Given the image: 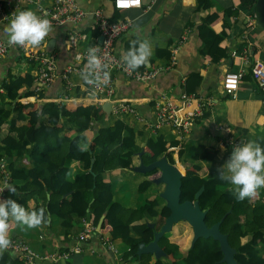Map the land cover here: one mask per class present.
Returning a JSON list of instances; mask_svg holds the SVG:
<instances>
[{
  "label": "crops",
  "instance_id": "1",
  "mask_svg": "<svg viewBox=\"0 0 264 264\" xmlns=\"http://www.w3.org/2000/svg\"><path fill=\"white\" fill-rule=\"evenodd\" d=\"M6 1L5 11L8 15H12L15 11L31 10L41 17L39 6L45 8L53 6V0H34L33 3L25 0ZM205 1L206 3L202 5V0H142L140 8L119 13L114 8V0H77L80 8L88 15L77 25L70 23L61 27H52V31L38 47L48 51L56 61L55 81L44 91H36L41 93L43 98L23 97L25 95L23 93L21 96L23 98L19 101L24 104H37L40 107L48 102H75L84 106H103L104 121L94 124L93 130H99L104 124L114 125L117 120H123L136 131L138 145L144 146L148 139L159 137H163L170 143L175 142L177 146L168 151L174 160V165L180 170L183 169L181 172L185 175L189 167L198 165L201 167L199 174L207 178L210 169L217 171L228 160L231 155L230 151H233V141L243 143L255 141L264 147V92L252 75L254 64L257 62L264 64V30L257 22L256 4L250 7L244 5L241 0ZM96 9H103L111 20L129 19L133 22L131 29L116 45L118 55L123 57L132 41L147 39L151 46V56L148 62L140 68H170L156 79L142 82L128 79L121 73L114 72L115 96L111 101L101 105L86 88L81 74H72L69 83L61 76L66 67L79 64L77 55L91 46V42H86L81 45V50L70 48L67 44L70 33L77 29L87 34L90 41L95 37V33H98L94 28L93 12ZM10 19L11 17L8 21H4L0 14V38L3 40H7L2 33ZM249 19H253L254 22ZM203 25H209L218 34L222 32L226 34V39L221 45L227 49L226 57L214 61L210 56L203 55L206 49L200 32ZM239 73H243L244 76L240 80L236 96L232 97L224 90V78L227 74ZM21 74L28 75L34 80L31 88L26 84L23 85L27 89L25 92L35 90L38 66L29 61L22 51L12 48L6 56L0 59V94H8L2 86L9 81L10 76ZM193 94L204 99L205 106L203 116L193 121L189 134L184 136L181 131L171 125L153 127L157 121L155 108L157 100L165 97L166 101H170L171 104H178L184 96ZM119 102L129 103L135 108V112L129 114L116 111L115 107ZM105 105L109 107L105 108ZM13 119L14 115L10 120ZM9 122L3 127L2 138L9 133ZM27 122V119L18 120L17 126H23ZM90 145L91 143L86 145L81 142L85 150H89ZM200 150L204 154L207 151L208 156L206 157L210 154L213 158L209 157L210 160H208L203 156L201 160H196V154ZM137 158L134 159L136 167L140 165ZM2 160L0 163L5 164L7 171L11 165L16 168H32L27 162H16L14 158L7 156ZM71 168V177L74 178L78 173L85 172V163L74 160ZM134 168L116 169L107 173L111 174L107 177L114 184L112 201L120 203L127 213L141 205L133 204L125 207L118 200L120 198L118 190L121 188L117 178L124 176L127 171L136 173ZM2 175L3 169L0 168V190L5 189L0 193L4 197L0 196V199L6 200V194L9 192L6 189L7 186L15 187L20 185V181L11 180L9 184H6ZM145 175L142 181L136 184L139 191L144 181L160 176V174L155 177ZM162 186L164 191L165 187ZM152 187L143 193L150 192ZM154 189L157 191L156 188ZM163 191H158V193ZM151 194L154 193L151 192ZM152 195L144 205H150L153 201L157 202L152 210L160 215L167 207V203ZM89 196L92 197L91 194ZM262 197H264V188L258 190L255 199H262ZM35 207L36 201H31L27 209L31 210ZM159 215L152 217L149 212H146L141 217L142 220H137L136 223L148 222V225L154 224L157 228L161 219ZM74 221L75 225L68 235H65L62 222L56 217H52L37 229H26L11 221L9 236L25 241L42 257L41 264H141L140 257L126 261L125 255L130 249L129 246L122 240H110V235L99 231V226L96 228L98 232L91 239L82 240L80 234L86 226L91 224L89 216L83 218L74 216ZM183 224L188 225L186 222H179L174 226L171 235H165L171 243L179 246L184 244L177 239L185 227ZM188 229L192 228L189 226ZM132 236L137 237L135 234ZM110 245L116 249V252L110 249ZM180 249L181 254L177 258L183 260L186 252L184 254L181 247ZM263 249L264 244H261V256L264 258ZM143 257L147 259L146 255ZM161 260L162 264H173L166 256Z\"/></svg>",
  "mask_w": 264,
  "mask_h": 264
},
{
  "label": "trees",
  "instance_id": "2",
  "mask_svg": "<svg viewBox=\"0 0 264 264\" xmlns=\"http://www.w3.org/2000/svg\"><path fill=\"white\" fill-rule=\"evenodd\" d=\"M257 1L241 0L250 7ZM205 3L202 0V5ZM200 32L206 45L204 56H210L214 61L227 56V49L221 46L226 39L224 32L218 34L209 25H203ZM94 36H98V33ZM33 82L28 75H12L2 86L8 94H0V162L7 156L16 162H27L32 167L9 166L10 179L20 181V185L15 186L16 194L8 192L5 198L13 199L25 208L29 207L31 201H36V207L31 210L43 207L47 210L48 221L52 217L60 219L65 235L70 234L75 225L74 216H89L91 225L96 228L102 217H105L102 233L110 235L112 241L122 240L129 246L126 261L139 258V245L153 241L155 230L148 227V222H136L142 220L146 212L157 217L159 214L152 210L157 202L153 201L150 205L146 204L127 213L120 203L112 201L114 184L106 175L116 169L136 167L134 159L137 157L139 163L143 161L149 165L166 156L174 164L168 151L177 143L159 137L150 138L144 146H140L136 131L123 120H117L114 125L104 124L95 131L92 126L104 121L103 106L48 102L40 107L20 102L19 99L23 97L43 98L36 90L25 92L27 89L23 85L31 88ZM23 93L25 95L21 97ZM12 115L14 119L10 120ZM25 119L28 122L18 127L17 121ZM8 122L9 133L2 138L3 127ZM81 142L86 145L91 143L89 150L83 149ZM142 151L144 154L140 157ZM201 152L196 154V160H201L203 156L208 160L209 157L213 158L210 154L206 157L207 151L205 154ZM74 160L85 163V172L72 178L71 163ZM200 171L198 165L187 169L182 180L181 202H195L197 192L205 187L199 202L202 211L207 213L208 227L223 220L221 232L228 235L231 247L236 250L235 259L238 264H264L260 250V245L264 244V197L258 200L255 197L239 200L231 190V185L216 178V170L210 169L207 178L202 177ZM159 174L155 170L147 175L155 177ZM153 180L144 181L140 185V192L152 187ZM169 215L170 210L165 207L159 215L161 219L157 230ZM159 245L173 264H226L223 262L220 243L212 238H201L193 246L190 245L183 260L177 258L181 254L180 246L171 243L166 236L160 240ZM140 261L141 264H162V260L154 255H148L147 259L142 256ZM0 264L22 263L16 254L2 252Z\"/></svg>",
  "mask_w": 264,
  "mask_h": 264
},
{
  "label": "built area",
  "instance_id": "3",
  "mask_svg": "<svg viewBox=\"0 0 264 264\" xmlns=\"http://www.w3.org/2000/svg\"><path fill=\"white\" fill-rule=\"evenodd\" d=\"M28 3H33L34 0H25ZM6 0H0V14L2 20L8 21L11 15H8L5 11ZM142 6V0H114V8L117 12L123 13L130 9L140 8ZM41 18H46L51 22L52 27H61L66 24L77 25L88 13L83 11L77 0H53L52 8H45L39 6ZM95 19L94 28L98 31V36L89 39L88 35L75 29L73 30L68 39L67 44L72 49L81 50V45L86 42H91V46L82 50L77 55L79 64L68 66L62 73V78L69 83L70 76L72 74H82L86 71L87 65V50L91 47H97L99 49L97 55L101 57L102 62L108 65L107 71L110 73V79L107 83H101L100 86L95 87L85 83L86 88L90 91L91 95H94L100 105L104 102L111 101L115 96L116 87L114 72L121 73L126 78L135 81H151L156 79L162 72L168 71L170 68H138L136 70H130L126 67L122 56L116 53V45L118 41L131 29L133 22L129 19L123 20H111L107 17L103 9H96L93 12ZM253 21V19H249ZM103 37V41L100 42V38ZM17 48L22 51L28 60L38 66V75L36 79L35 90L38 92L44 91L49 87L56 79V61L51 54L38 47H20L10 46L7 40L0 38V59L6 56L10 49ZM85 64V66H84ZM102 77V73H99ZM252 75L254 79L259 83L262 91L264 92V64L257 62L252 66ZM244 76L243 73L239 74H227L224 78V90L226 94L235 97L239 87L240 80ZM201 97L193 95L184 96L178 104H171L170 101H166L163 97L162 100L155 102V108L157 111V121L153 125L154 128H159L163 125H171L175 129L181 131L184 136L191 131L192 123L196 118L203 116V109L205 103ZM118 112L134 113L135 108L127 102H119L115 107ZM243 143L242 141H233L234 148L236 145ZM0 168L3 169V180L9 184L11 182L10 174L6 170L4 163H0ZM0 196L4 197L0 194ZM98 232L95 226L91 224L86 226L85 230L80 234L82 240L88 241ZM11 245L7 250L3 252L14 253L18 256V259L22 264H41L42 257L37 254L25 241L11 238ZM110 249L116 252V249L110 245Z\"/></svg>",
  "mask_w": 264,
  "mask_h": 264
},
{
  "label": "clouds",
  "instance_id": "4",
  "mask_svg": "<svg viewBox=\"0 0 264 264\" xmlns=\"http://www.w3.org/2000/svg\"><path fill=\"white\" fill-rule=\"evenodd\" d=\"M52 31L51 22L41 18L31 10L15 11L9 23L3 28V36L10 46L39 47L45 37ZM99 49L91 47L87 50L86 71L82 79L86 84L95 87L107 83L110 73L108 65L97 55ZM151 56V46L147 39L134 40L122 57L126 67L136 70L146 64ZM102 73V77L99 75ZM216 178L222 183L232 186L237 199L254 198L260 188H264V147L255 141L236 145L228 160L217 169ZM10 193L16 194V188L8 185ZM5 190V189H4ZM4 190H0L2 193ZM47 210H28L13 199H0V252L11 245L9 237L10 220L26 229H37L48 222Z\"/></svg>",
  "mask_w": 264,
  "mask_h": 264
},
{
  "label": "water",
  "instance_id": "5",
  "mask_svg": "<svg viewBox=\"0 0 264 264\" xmlns=\"http://www.w3.org/2000/svg\"><path fill=\"white\" fill-rule=\"evenodd\" d=\"M256 18L258 24L264 30V0H258L256 3ZM100 42L103 41V37L100 38ZM109 105H105V108ZM144 152H140L139 156L142 157ZM94 162V161H93ZM158 170L160 176L154 179L156 185H164V191L161 193V198L167 203V208L170 210V215L166 218L165 224L161 227L160 231L154 232V239L149 244L141 243L138 247L137 255L142 257L143 255H154L157 259H161L166 256V253L160 247V240L173 231L174 226L179 222H186L192 228L194 237L192 246L197 240L210 239L218 241L221 246L224 258L223 262L226 264H238L234 250L228 239V235L221 232V224L223 220L212 227H208L206 223L207 213L202 211L200 207L199 199L203 194L205 187H202L196 194L195 202L186 201L181 202L182 194V180L185 176L184 173L174 164L170 163L167 157H163L160 160L146 165L141 161L138 167L134 168L136 173L148 174ZM105 217H102L99 223V231L102 229V224ZM148 227L154 229V224H149Z\"/></svg>",
  "mask_w": 264,
  "mask_h": 264
},
{
  "label": "rangeland",
  "instance_id": "6",
  "mask_svg": "<svg viewBox=\"0 0 264 264\" xmlns=\"http://www.w3.org/2000/svg\"><path fill=\"white\" fill-rule=\"evenodd\" d=\"M113 174V173H112ZM106 176L110 177L111 174H107ZM145 174H137V173H133L131 171H127L124 173V176L122 177H113V178H117L120 183H119V187L121 189L118 190L119 192V197L118 200L121 201V203L126 207H129L133 204H138L139 206L144 205L147 202V199L152 195L151 192H153L155 195V197L159 198V200L165 202L164 199L161 198V193H158V191H163V186L162 185H156L154 184L152 187V190L150 189V192H146L145 194L143 192H140L138 190V186L136 185L138 181H142V179L145 177ZM165 187V186H164ZM157 189V191H155V189ZM152 195V196H153ZM129 209V208H128ZM183 229H182V233H180L179 237H177V239L184 244L181 245L180 247L182 248V251L185 252L189 249L190 247V243L193 239L194 234H192V229L189 230V225L187 224H183ZM171 235V233L166 234V236ZM192 246V245H191ZM263 253H264V249H263ZM148 255H146L147 257ZM151 256V255H150ZM145 257V256H144Z\"/></svg>",
  "mask_w": 264,
  "mask_h": 264
},
{
  "label": "flooded vegetation",
  "instance_id": "7",
  "mask_svg": "<svg viewBox=\"0 0 264 264\" xmlns=\"http://www.w3.org/2000/svg\"><path fill=\"white\" fill-rule=\"evenodd\" d=\"M154 230L156 231V227L154 228Z\"/></svg>",
  "mask_w": 264,
  "mask_h": 264
}]
</instances>
